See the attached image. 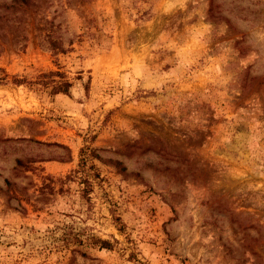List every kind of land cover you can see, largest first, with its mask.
Listing matches in <instances>:
<instances>
[{
  "label": "rangeland",
  "instance_id": "374dc122",
  "mask_svg": "<svg viewBox=\"0 0 264 264\" xmlns=\"http://www.w3.org/2000/svg\"><path fill=\"white\" fill-rule=\"evenodd\" d=\"M35 3L0 8V264H264V0Z\"/></svg>",
  "mask_w": 264,
  "mask_h": 264
},
{
  "label": "trees",
  "instance_id": "16d2710c",
  "mask_svg": "<svg viewBox=\"0 0 264 264\" xmlns=\"http://www.w3.org/2000/svg\"><path fill=\"white\" fill-rule=\"evenodd\" d=\"M36 0H9L8 2H0V8L2 11H9V12H20L22 9H27L29 7H32L36 5ZM48 21H44V25L39 28L40 32V38L41 43L45 44V48L50 51L53 55L59 54V53H65L66 49L63 46L62 41L59 39L60 37L55 36V31H52L51 26H47ZM47 26V27H46ZM18 28V27H14ZM71 43L68 42V46H70ZM4 82V77H0V83ZM14 85L19 84H27L28 86H35L43 90H48V93L51 95H55L58 93L66 94L68 92V89L70 88V83L67 82L64 79V76L62 73H59L57 71H48V72H42L38 75H36L31 81H24V79H17L13 78L11 81ZM84 150L81 151V159L79 161L80 167L84 166V157L83 154ZM20 163H18L19 165ZM81 184H83V188H81V192H85L86 185L85 180L82 179ZM62 244L63 246L67 247L69 245H72L77 242L76 236L68 231V229L63 231L62 234ZM94 243L98 245V248L101 249H108L109 243L106 241H102L99 239H92Z\"/></svg>",
  "mask_w": 264,
  "mask_h": 264
}]
</instances>
